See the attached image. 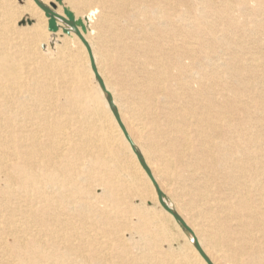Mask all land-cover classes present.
Here are the masks:
<instances>
[{"label": "bare ground", "instance_id": "bare-ground-1", "mask_svg": "<svg viewBox=\"0 0 264 264\" xmlns=\"http://www.w3.org/2000/svg\"><path fill=\"white\" fill-rule=\"evenodd\" d=\"M39 1L47 7L53 3ZM202 1L217 21L209 22L212 16H206L205 7L199 9L196 1L190 0H99L101 15L96 26L91 24L92 12L75 17L85 21L87 33L83 35L98 72L137 151L165 193V202L191 227L213 264H219L212 251L223 252L226 258L229 248L224 243L230 235L226 232L225 237L218 224L223 219L239 220L222 209L221 201L211 198L205 182L202 187L196 182L202 202L208 204L212 199L226 214L220 217L207 209L211 212L199 217L207 225L197 230L184 217L179 206L183 202L177 204V197L174 200L163 188L159 177L179 176L177 165L182 166V157L191 150L190 133L182 134L183 151L171 137L177 122L167 120L166 131L152 112L151 88L137 84L145 91L141 93L131 87L129 82H136L131 78L135 69L125 43V37L134 34L129 22L138 17L163 49L166 69L180 82L186 108L198 110V134L206 144L205 152L237 181L240 190L255 191L256 205L264 210V126L261 121L244 126L233 123L234 71L227 64L220 65L228 46L222 51L216 47L221 40L231 41L233 30L256 31L261 24L258 18L264 15V0H236L238 6L233 0ZM250 4L254 18L248 21L242 14ZM12 5L10 0H0V264H207L193 236L161 207L156 188L125 139L78 36L72 30L65 35L63 30L68 27L62 22H58L57 33L48 32L49 19L33 0H24L22 10L30 12L36 23L28 31L21 30L15 25L20 7ZM63 10L57 12L64 16ZM248 27L252 29H245ZM63 35L67 38L62 39ZM91 36L97 38V47ZM70 44L78 50L72 51ZM255 60L253 57L251 62ZM235 72L244 75L241 69ZM259 98L264 102V92ZM242 110L256 113L251 106ZM134 199L142 205H134ZM148 199L160 213L145 206ZM239 200L249 203L246 197ZM193 203L188 204V210H193ZM164 218L173 223L188 250L182 248L184 242L178 251L172 249L175 234H170L172 229L169 233ZM236 228H232L233 240L232 236L227 239L233 241L231 261L264 264V250L255 244L248 227ZM132 235H138L137 244L142 247L128 242L127 236ZM204 236L211 239L213 250L205 246ZM226 246L227 251L223 249Z\"/></svg>", "mask_w": 264, "mask_h": 264}, {"label": "rangeland", "instance_id": "rangeland-1", "mask_svg": "<svg viewBox=\"0 0 264 264\" xmlns=\"http://www.w3.org/2000/svg\"><path fill=\"white\" fill-rule=\"evenodd\" d=\"M10 1H11V5L14 3L12 5V6H14V8L16 6H17L16 9L18 7H20L19 8V15H18L17 20H16L17 23L15 24L16 27L21 29V30L28 31L30 29V27H32L33 24L36 23V21L30 16V12L22 10L24 0H22V1L21 0H17V1L10 0ZM13 1H15V2H13ZM51 1L53 3H55L60 10L67 8L68 10L73 12L75 14V16L77 15L80 18L85 17L87 14L92 12L93 17H94L93 22L91 23L92 26H96L99 19H100V15H101L100 10L101 9L99 8L100 6H98L99 0H95V1L94 0H82V1L81 0L80 1L79 0H51ZM191 1H196V6L199 9H200V7L204 6L205 7L204 12H205V14H207L206 16H208V18L210 16H212L210 10L208 8H206L207 7L205 5L206 3H204L202 0H190V2ZM215 1H217L219 3L222 0H215ZM235 2H237V1L233 0V3H235ZM84 3H88L87 4L88 6L85 5ZM92 3H94V4H92ZM234 5H236V3ZM236 6H238V5H236ZM247 7H248V10L243 12L242 17L247 19L248 21H250V20H252V18H254V16L252 15L253 14L252 4L248 5ZM97 11L100 13L95 14V12H97ZM18 18H19V20H18ZM213 20L217 21V19L214 16L209 18L208 21L213 22ZM258 20H260L261 24L258 26L256 31H254V32H251V31L248 32L247 31V33H244L242 31L241 32L238 31V29L233 30V34H231V36H230L231 41L228 42L225 40H221V41H219V44L216 45L217 51H222V50H224L222 48L223 46H228V50H226L223 53L222 58L220 59V65L223 66V65L227 64L229 67H233V71H234L233 72L234 75H233V79H232V82H233V123H237V126L238 125L244 126L245 123L258 122V121H261L260 125L264 126V102H261L259 100L260 99L259 96H261L264 92V89H263L264 88V86H263L264 85V15L259 17ZM28 21H31L32 24H28ZM84 23H85V21H84ZM145 26H147V25H145V23L141 22V20L138 17H136L135 19H132L129 22V27L132 28V31L134 34L131 35L130 37H125V43L127 45L126 47L128 48V51H129L127 53V55H128L127 57L129 59V61H131L130 64L132 65V68L135 69L134 73L131 75V78L136 79L135 84L134 83L132 84L130 82H129V84L131 85V87H134L137 92H141V93H144L145 91L144 90L140 91V89L137 87V84H139L140 87L148 85L151 88V91H148L149 92V99L153 103L155 102V104H153V108H155V110L152 112H156L155 117H157V118L159 117L158 121H160L162 123L161 126H163V129L164 130L167 129L166 131H168L169 125H167L168 124L167 120H169V119H173L174 121L177 122V125H179L181 127V128H179L181 130V133H180L177 130V125H176L175 128L173 129V131H175V133H173V136H171L172 138H174L175 144L178 147L182 148L183 151L186 148L185 142L182 141L183 140V137H182L183 133H186V134L190 133L189 137L191 140L190 141L191 142L190 152L189 153L186 152V155L184 157H182V159H181V165L182 166H180V164L177 165V170H178L177 173L179 174L178 178L180 177V179H178L177 176L174 178H171V179L163 177V176H162L163 178L159 177L160 182L163 185V188L170 194V196L174 200L177 197V200H175V202H177V204L183 202L182 204H179L180 208H182V210H183L182 213H183L185 218H187L190 222H192V224L196 227L197 230H202L201 228L204 229V226L207 225V222H205L204 220H202V222H201V218H203L200 215L201 213L203 215L205 212L209 213V212L213 211V213L215 212V214H217V216L222 217V215H223V217H224L225 213L223 214L221 212L220 206L217 205V203H215L213 200L221 201L222 202V204H221L222 209L224 208V210L227 211L228 213H233V215H231V216L228 215V216L233 217V219L239 220L238 222L237 221L236 222L235 221H232V222L228 221L229 222L228 223V222H226L225 219H223V221H221V224L223 225V223H224V225L222 226L221 224L220 225L218 224V227L220 226L222 228V229L220 228V230H222V232H223L222 234L224 236L226 234H227L226 236H228V234H229L230 236H232L231 238L233 240V237H235V236H233L232 231L234 228H235L234 230H236L238 228V227L236 228V225L237 226H241V225L246 226V228L248 227L247 228L248 232H250L251 235L254 236V239L256 240L255 244H259L264 250V210L260 209V207L258 205H256V199H257L256 192L252 191V190L249 191L247 188L246 189L242 188L240 190L238 188L239 184L237 183V181L234 178L232 179L231 175L229 173H227L225 170H221L219 167L218 161L215 158L208 156V153L205 152L206 151V144L203 142V139L200 136V134H198V132L199 133L201 132V129L199 126L200 124H199V120H198V118H199L198 110L195 109L194 111L193 110L191 111V110H188L186 108V102H185V97L183 96L184 93H183L182 86L177 79L170 77V74L166 69L167 61L163 57V53H162L163 49L161 50L160 46L158 48L157 42L154 39H152V36L149 34L148 27L146 28L148 33H147V31H145L143 29V28H145ZM24 27H26V28H24ZM245 29L251 30L252 28L248 27ZM47 31H48V27H47ZM65 37L67 38V36H65V35L61 36L62 39ZM217 37L221 38V37H223V35L217 34ZM91 39H92V42L94 43V45L97 47L99 45L97 38L95 36H91ZM70 45H71L70 47L72 48V51L76 52L78 50L75 45H73V46H75V49H74V47H72V44H70ZM40 47L42 48L41 45H40ZM43 49H45V46H43L42 50ZM262 55H263V57H262ZM253 57L256 58V60L253 61L254 63L251 62V59H253ZM145 60H148V62L145 63L146 62ZM242 63L244 64V66L241 65ZM248 66H250V67L248 68ZM252 68H254L255 70H252ZM259 68H261V69H259ZM237 69H241V74H244L243 77H240V75L235 72V70H237ZM140 72H142V73H140ZM173 74H174L175 78H177L176 77L177 73L173 72ZM225 76L227 77V75H225ZM236 102H239V103H236ZM120 104L124 107L123 108L124 111L128 112V109L126 108V106H124L122 101H120ZM237 104H239V105H237ZM245 106H248V107L251 106L252 111L255 110V112H256V109H255V107H256L258 113L257 112L255 114L253 113L254 115H250V113L246 114L242 110V108ZM172 107H173V109H172ZM162 114L164 116L161 117ZM167 117H168V119H167ZM192 123H194V124L192 125ZM177 142H180V143H177ZM175 149H177V148H175ZM192 150H193V152H192ZM177 161H178V163H180L179 160H177ZM193 163H195V164H193ZM157 165H159V164L157 163ZM182 168H183V170H182ZM181 172H182V174H181ZM206 177H208V178H206ZM195 179H196V181H195ZM162 180L164 182H162ZM166 180H167V182H165ZM171 181L173 183H171ZM196 182L198 185L195 184ZM204 182L206 185V191L208 192L209 195H211V198L213 199V200L210 199L208 204H204L202 202V199L200 198V193L197 192V189H198L197 186L202 187L204 185ZM180 183H181V185H180ZM192 183L194 184V186H196V185L197 186L192 188L193 187ZM166 184H168V185H166ZM171 185H172V187H169ZM187 185H188V187L189 186L191 187L190 190H189V188H187ZM173 186H175V187H173ZM178 186H180V187H178ZM181 187H183L185 190ZM169 189H172V190L170 191ZM194 190H196L197 193ZM189 191H191V193ZM194 194L196 196H194ZM186 195H187V198H186ZM188 195H190L192 198H190ZM235 195H236V197H235ZM184 196H185V201L183 198ZM241 197H246L249 200V203L244 204L241 200H239V198H241ZM135 200H137V199H134L132 201L134 205H138L139 202H141L140 200L139 201L138 200L135 201ZM150 200L151 199H148V202L145 203V206L149 209L154 208L151 210L156 211L158 213L159 212L158 210H160V208L152 200L151 201ZM192 200L194 202L193 203V206H194L193 210L192 209L188 210L189 209L188 204ZM196 202H198V204ZM200 202L203 203V205L200 204ZM235 203H236V206H235ZM152 204H154V206ZM196 205H198V207ZM155 206H157L156 209H155ZM182 206H184V208ZM186 207H188V208H186ZM207 209H209V210L211 209V211H209ZM189 211H190V213H189ZM195 212H196V214H194ZM197 216H198V219H196ZM199 217H201V218H199ZM195 221H197L196 222L197 224L195 223ZM164 222L169 227L168 228L166 226L169 233H170V230L172 229L170 234L171 235L175 234L174 236H172V240H174V239L176 240V237L178 239V241L174 240V242L172 244L173 245L172 249H174V251H178L179 247H181L183 245V242H184V245L182 248L185 250H188L187 244L185 243L184 240H182L181 234L177 231L176 227L173 226V223L170 222L168 219H165ZM204 223H205V225H204ZM231 223L233 225H235V227H233V225ZM241 223H243V224H241ZM229 226L231 227L230 229H228ZM224 229L227 231H224ZM172 231H173V233H172ZM245 235L247 236L248 234H245ZM179 236L181 238H179ZM224 236H222L223 237L222 240H224V242H225ZM230 236L226 237V238L231 240ZM134 237H133V235H132V237L127 236L128 242L130 241L129 243L131 245L134 243L137 244L139 242L138 235H134ZM173 237H175V238H173ZM203 238H204L203 242H204L205 246L208 247L210 250H213V248L210 244L211 239L207 238V236H204ZM130 239H133V240H130ZM227 239H226V242L224 244L227 245L231 251L227 248V246L223 248L226 251L228 249L226 258L224 257L223 252H221L219 254V253H216V251H212L213 255L217 258L219 264H235L231 261L233 259L229 258L230 256L233 258L232 255L234 254L232 249H231L233 241L227 242V241H229ZM134 240H135V242H134ZM131 241H133V242L131 243ZM179 242H180V244H179ZM229 243H231V245H229ZM137 245H138V247H142V244H140V245L137 244ZM165 246L166 245H164V247ZM167 246H169V245L167 244ZM167 246L165 248H168ZM136 250L137 249H135V251ZM222 259H223V261H222ZM242 262H244V259L242 260Z\"/></svg>", "mask_w": 264, "mask_h": 264}, {"label": "water", "instance_id": "water-1", "mask_svg": "<svg viewBox=\"0 0 264 264\" xmlns=\"http://www.w3.org/2000/svg\"><path fill=\"white\" fill-rule=\"evenodd\" d=\"M33 1L38 6V8L41 9L45 13L46 18L49 19L48 20V31L49 32L57 33L59 31L58 22H62L63 24H65L68 27V28H65L63 30V33L65 35H70L71 30H72L78 36V38L81 40V42L84 44V46L88 52L89 58H90V63H91L93 73H94L96 79L98 80L103 92H105L107 94V96L109 97V107L112 110V112H113V114L117 120V123L119 124V126H120V128H121V130L125 136V139L129 143L133 153L137 157L138 162L140 163V165L144 169L145 173L147 174V176L149 177V179L151 180V182L155 186L161 207L173 217V219L175 220L176 223H178L184 230H186L188 233H190L193 236L197 250H198L200 256L203 258V260L207 264H213V262L210 260V258L207 256V254L205 253V251L201 247L199 240L196 237L194 231L191 229V227L186 223V221L183 219V217L181 215H179L178 213L173 211V209H171V207H169V205H167V203L165 202V200H164L165 193L159 187L158 182L156 181L151 169H149V167L145 164V162L143 161L139 152L137 151L131 137L129 136V133H128L127 129L125 128V126L122 122V119L117 112V108H115V104H114V101L112 99V96L109 93V91L107 90L106 85H105L103 79L101 78V76L98 72L92 48L83 35V34L87 33V28H86L83 20L82 19L77 20L75 17V14L73 12H71L70 10H68L67 8H64V10H63L64 16H61L57 12L58 6L55 3H51L50 6L47 7L43 3H41L39 0H33ZM28 24H32V22L28 21ZM79 28H81L82 32L80 31Z\"/></svg>", "mask_w": 264, "mask_h": 264}]
</instances>
